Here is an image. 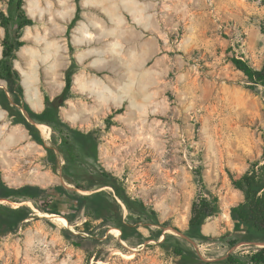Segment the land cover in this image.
I'll return each mask as SVG.
<instances>
[{"label": "rangeland", "instance_id": "374dc122", "mask_svg": "<svg viewBox=\"0 0 264 264\" xmlns=\"http://www.w3.org/2000/svg\"><path fill=\"white\" fill-rule=\"evenodd\" d=\"M163 3L161 47L143 66L135 65L130 51L125 52L126 65L120 63L118 52L115 55L112 52L109 66L104 65L108 61L104 57L101 60V56L92 59L94 66L81 63L74 48L66 55L49 51L43 42L42 5L37 16L40 19L33 17L37 23L26 27L30 33L33 30L32 36L39 42L28 49L20 48L15 60L22 73V85L24 82L28 86L23 72L34 73L29 55L37 50L38 80L32 85L41 91L44 106L40 111L29 108L38 113L45 108L46 95L54 98L62 92L65 70L74 59L78 62L73 76V97L60 107V116L73 129L95 133L99 142L97 168L101 165L122 178L132 196L157 211L160 224H168L162 236L141 244H136L140 238L134 236L127 242L121 239L118 228H107L103 219L91 222L93 234H90L81 225L83 219L79 220V229L61 215H42L48 213L24 202L35 209L36 216L17 230L0 236V264H178V257L159 245L165 234L188 241L203 258L210 260L233 252L248 253L257 243L264 245L229 243L236 237L231 210L244 200L235 180L253 163L264 161V98L244 86L242 73L232 58L243 57L258 68L262 66L264 2L163 0ZM0 7L10 12L8 0H0ZM15 27L14 19L9 29L11 36ZM5 36L6 29L0 26V58ZM2 81L0 87H6V81ZM24 102L28 105L25 89ZM22 112L38 126L44 144L32 139L26 127L29 134L26 139L10 138L11 132L4 131L5 145L0 151L4 180L16 187L38 184L47 188L62 183L74 188L65 179L63 154L56 149L57 170L47 156L46 148L54 147L55 137L58 139L61 133L47 123L32 120L23 108ZM2 122L14 125L9 114ZM41 124L48 127L44 130ZM83 166L91 168L92 164L85 162ZM199 172L219 203L218 212L203 225L204 233L214 238L211 242L187 235L192 203L199 190ZM0 202L20 205L7 199ZM162 227L151 225L141 227V231L144 237H149L151 230L155 234ZM70 232L90 237L93 242L87 243L89 251L75 246L76 238Z\"/></svg>", "mask_w": 264, "mask_h": 264}, {"label": "trees", "instance_id": "16d2710c", "mask_svg": "<svg viewBox=\"0 0 264 264\" xmlns=\"http://www.w3.org/2000/svg\"><path fill=\"white\" fill-rule=\"evenodd\" d=\"M8 4L9 13L0 7V26L6 29L0 58V78L6 81V87H0V106L8 111L12 124L25 125L32 139L39 144H44L40 129L28 120L22 108L32 120L47 123L61 133L58 139L55 137V146L46 148L47 156L53 169L57 170L59 161L56 149L63 154L65 179L74 188L62 183L47 188L38 184L10 186L4 180L0 168V199L20 204L12 206L0 202V236L17 230L23 223L36 216L35 209L24 204L31 202L38 211L61 215L66 222L79 229V220L83 219L81 225L90 234H93L91 222L103 219L107 228H118L116 230L121 233H119L120 237L124 241L131 242L134 236L140 238L136 244L150 239H160L163 228L168 224H160L157 211L140 198L132 196L122 178L101 165L97 168L99 142L95 133L73 129L70 123L60 116V107L73 97V76L78 70V62L74 59L65 70V86L62 92L54 98L45 96V108L42 113L33 111L24 102L22 73L16 67L15 60L17 51L27 43L22 38L24 29L35 25L37 20L29 15L26 0H8ZM80 11L78 6L75 17L68 25V31L80 19ZM14 19L16 27L11 36L9 29ZM232 62L242 73L241 81L244 86L264 98V60L260 68L243 57L234 56ZM85 162L91 163V168H85L83 166ZM73 170L75 172L71 174ZM78 173L84 176L79 178ZM198 175L199 190L192 203L187 235L194 240L211 242L210 240L213 241L214 238L204 233L203 225L209 217L218 212L219 203L218 198L208 190L201 172ZM235 185L243 191L244 200L231 210L236 237L229 243L232 246H236L241 241L264 243V161L253 163L235 180ZM80 191H88V193ZM123 206L128 211L127 215ZM151 225L163 227L155 234H152L153 230H151V235L144 237L141 227L150 228ZM71 235L76 238L73 241L75 246L89 251L87 243L93 242L90 237L73 233ZM159 245L166 251H172L178 257V264H264V246H253L248 253L233 252L224 258L210 260L203 258L188 241L181 240L174 234H165Z\"/></svg>", "mask_w": 264, "mask_h": 264}, {"label": "crops", "instance_id": "0c3cea01", "mask_svg": "<svg viewBox=\"0 0 264 264\" xmlns=\"http://www.w3.org/2000/svg\"><path fill=\"white\" fill-rule=\"evenodd\" d=\"M26 1L30 15L37 19H40L37 17L41 14L40 5L43 7L42 34L47 49L63 52L66 55L71 48H74L75 57L83 64L94 66L95 61L92 64V59L101 56V60L104 57L108 61L104 65L109 66L112 52L114 55L118 52L120 63L126 65L128 55L125 52L130 51L129 57L135 61V65L143 66L161 47L163 0H42V3H40L41 0ZM34 6L37 8L34 9ZM78 6L81 9L80 19L68 31V25L75 17ZM27 27L30 28V26ZM33 33V30L30 33L28 28H25L23 39L27 43L21 48L28 49L39 42L35 36H32ZM37 58V50H34L29 55V64L34 73L23 72L24 77L28 78V86L24 82L23 85L28 106L40 111L44 106L43 95L36 85H32L37 84L38 80ZM67 63L66 61L65 66ZM96 63L101 65L100 61ZM0 82L4 83L1 78ZM7 115L8 111L0 107V122ZM7 130L11 132L10 138L17 136L29 138L23 124L8 126L7 123L2 122L0 123V151L4 149V131Z\"/></svg>", "mask_w": 264, "mask_h": 264}, {"label": "bare ground", "instance_id": "6f19581e", "mask_svg": "<svg viewBox=\"0 0 264 264\" xmlns=\"http://www.w3.org/2000/svg\"><path fill=\"white\" fill-rule=\"evenodd\" d=\"M42 128H44V130L48 127L47 125H45V124H41L40 125ZM51 138V137H50ZM42 215H45V216H52L53 214H42ZM57 218V220H59L60 222H62V220L60 219V218H58V217H56ZM63 223V222H62ZM64 224V223H63ZM116 235L118 234L116 231L114 232ZM120 233V232H119Z\"/></svg>", "mask_w": 264, "mask_h": 264}, {"label": "water", "instance_id": "95a60500", "mask_svg": "<svg viewBox=\"0 0 264 264\" xmlns=\"http://www.w3.org/2000/svg\"><path fill=\"white\" fill-rule=\"evenodd\" d=\"M257 246H264V245H259L258 243L256 244Z\"/></svg>", "mask_w": 264, "mask_h": 264}]
</instances>
